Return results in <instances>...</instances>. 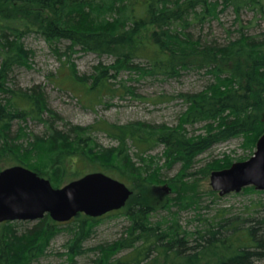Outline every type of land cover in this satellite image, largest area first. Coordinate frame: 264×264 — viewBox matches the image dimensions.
I'll return each mask as SVG.
<instances>
[{"label": "trees", "instance_id": "1", "mask_svg": "<svg viewBox=\"0 0 264 264\" xmlns=\"http://www.w3.org/2000/svg\"><path fill=\"white\" fill-rule=\"evenodd\" d=\"M229 8L238 17L244 10L264 17V0H0V172L2 165H21L59 188L66 182V161L81 159L93 165L94 172L141 188L162 181L159 157L146 156L159 146L164 147L166 165H182L174 183L197 174L207 178L213 171L248 160L264 134V32L258 36L243 32L225 45L204 42L193 32ZM33 34L58 53V45L67 43L62 55L67 58L76 49L114 58L112 65H98L88 78L78 77L70 65L80 83L77 91L90 99L103 90L117 93L120 85L109 84L124 72L177 79L186 72L205 71L209 82L200 92L178 95L187 109L174 127L137 121L89 127L67 123V130H61L57 124L62 118L49 108L39 87L22 90L13 85L15 71L31 67L34 53L25 39ZM127 90L133 93L132 88ZM30 120L44 130L28 132L22 124ZM199 125L202 133H190L189 128ZM101 132L117 145L98 144L94 136ZM235 139H242L247 155L213 160L190 172L200 155ZM76 173L80 175L76 179L87 174ZM243 192L264 195L254 187ZM216 193L209 194L221 199ZM199 197L180 191L159 207L157 202L131 198L125 209L110 213L129 220L125 238L90 249L83 244L91 222L101 218L81 214L57 223L46 215L21 235L15 230L17 221L2 223L0 264H34L66 224L74 233L65 245L71 260L95 252L94 264H264V200L252 202L240 215L224 210L191 231L181 213L198 205Z\"/></svg>", "mask_w": 264, "mask_h": 264}, {"label": "rangeland", "instance_id": "2", "mask_svg": "<svg viewBox=\"0 0 264 264\" xmlns=\"http://www.w3.org/2000/svg\"><path fill=\"white\" fill-rule=\"evenodd\" d=\"M193 29L196 37H200L204 42L225 45L229 41L238 39L243 32L252 36L262 34L264 32V17L260 14L256 15L250 10H244L238 17L233 8H229L221 13L217 19L198 25ZM25 45L28 50H32L34 53L30 62L31 67L17 69L12 77L13 85L22 90L39 87L40 89L37 90L43 91L49 108L62 118L63 121H59L57 124L61 130H67L65 127L67 123L71 126L89 127L101 122L123 125L137 121L151 125L174 127L178 124L180 115L187 109V105L178 95L200 92L205 89L209 82V76L205 71L186 72L177 79L143 77L138 73L124 72L118 79H113L112 84H109L113 88L120 85L117 93L103 90L97 98L91 97L90 99L85 94L80 95L77 91L81 90L80 83L75 79L70 65L73 64L78 77L88 78L96 71L98 65H112L115 61L113 57L84 53L76 49L74 52H69L70 56L67 58V56H62L67 50V43L58 45V53L55 47L50 46L36 34L28 36L25 39ZM123 84L126 86L125 88H123ZM127 88H132L133 93H130ZM22 125L27 127L28 132L41 133L44 130V126L36 121L30 120L27 124ZM189 131L200 134L203 132L202 125L189 128ZM94 137L96 142L104 148L117 145L115 141L102 132L97 133ZM242 144V139H235L214 146L197 158V162L190 172L194 173L202 169L213 160H223L227 156L237 159L247 155L248 153ZM164 152V147L159 146L146 155L147 157L151 155L154 159L159 157L162 167V174H159V178L162 181L141 188H135L132 187V183L129 184L130 186H128L133 190V196H135L131 198L153 205L157 202L156 206L159 207L166 203L168 197H175L180 191L199 194L198 205H195L190 211L181 213L184 226L191 231L200 226L204 220H210L224 210H228L233 215H240L247 212V207L252 202L264 200V195L250 192L247 194L243 192L244 190L241 192L242 195L234 193L225 197L216 193L221 198L217 199L216 196L209 194L210 191H213L210 176L205 178L200 174L194 177L185 176L184 183H174L172 180L177 176L182 165L177 164L172 167L166 165ZM2 166L7 168V165ZM78 170L81 173L89 174V172L94 173L97 169L84 160L75 159L73 162V160L68 159L66 161L67 178L65 184L80 176L76 173ZM131 198L128 201L129 204L133 200ZM165 214L162 213L163 216ZM17 222L18 225H15V230L21 235L33 230L39 221ZM91 224L93 227L90 226L89 228V238L83 244L85 249L112 244L125 238L129 220L125 215L113 213L103 216ZM59 228L61 232L51 240L47 254L34 264H94L93 261L97 257L95 252H88L82 256H75L73 260L70 259L66 253L71 250L65 245L71 242L74 233L71 234L68 231L71 226L67 224L61 225Z\"/></svg>", "mask_w": 264, "mask_h": 264}, {"label": "water", "instance_id": "3", "mask_svg": "<svg viewBox=\"0 0 264 264\" xmlns=\"http://www.w3.org/2000/svg\"><path fill=\"white\" fill-rule=\"evenodd\" d=\"M212 190L221 197L254 187L264 192V134L252 157L230 168L213 171ZM133 195L125 183L103 172H94L55 188L49 179L21 165L0 172V224L39 221L46 215L67 223L78 215L100 218L123 209Z\"/></svg>", "mask_w": 264, "mask_h": 264}, {"label": "bare ground", "instance_id": "4", "mask_svg": "<svg viewBox=\"0 0 264 264\" xmlns=\"http://www.w3.org/2000/svg\"><path fill=\"white\" fill-rule=\"evenodd\" d=\"M162 14H163V13H162ZM185 23H186V22H185ZM183 24H184V23H183ZM68 52H69V51H68ZM183 66H184V65H183ZM144 75H145V74H144ZM182 172H183V171H182ZM177 175H178V174H177ZM195 235H196V234H195ZM195 235H194V236H195ZM204 237H205V236H204ZM202 243H203V242H202ZM203 245H204V244H203ZM203 247H204V246H203ZM205 247H206V246H205Z\"/></svg>", "mask_w": 264, "mask_h": 264}]
</instances>
